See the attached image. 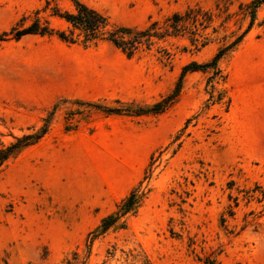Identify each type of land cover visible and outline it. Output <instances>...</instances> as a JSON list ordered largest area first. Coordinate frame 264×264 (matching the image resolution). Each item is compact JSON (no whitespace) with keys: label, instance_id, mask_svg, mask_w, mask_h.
<instances>
[{"label":"rangeland","instance_id":"obj_1","mask_svg":"<svg viewBox=\"0 0 264 264\" xmlns=\"http://www.w3.org/2000/svg\"><path fill=\"white\" fill-rule=\"evenodd\" d=\"M81 1L113 28L212 20L127 57L107 40H15L23 17L68 31L53 9L74 4L0 0V148L49 125L0 165V264H264V5L249 29L252 0ZM243 33L220 76L186 73L164 112H107L152 107ZM134 190L136 209L99 234Z\"/></svg>","mask_w":264,"mask_h":264},{"label":"trees","instance_id":"obj_2","mask_svg":"<svg viewBox=\"0 0 264 264\" xmlns=\"http://www.w3.org/2000/svg\"><path fill=\"white\" fill-rule=\"evenodd\" d=\"M74 4L73 11H62L60 8L55 7L54 16L64 20L68 25V31L55 30L50 24L37 17L31 24L25 25L26 17H23L9 32L12 38L20 40L24 36L29 35H53L56 34L60 40L74 44L80 37L83 38L85 44L97 43L100 40H107L111 42L116 48L120 49L127 57H132L137 52L140 46H151L154 38L161 39L169 35H178L181 31L186 29V23H191L193 26L204 25L212 20L209 12H203L201 8L188 9L184 14L175 13L169 20L166 28L158 27L157 22H153L149 27L144 29L132 28L127 26H118L113 28L110 24L109 17L99 10L90 7L81 0H72ZM264 5V0H252L247 5L250 14L249 29L254 25L256 20L257 9ZM246 33V32H245ZM245 33L241 34L233 42L228 43L221 47L211 61L199 64L191 62L186 65L181 73L178 83L174 90L167 95L162 101L156 103L150 108H139L138 110L128 109H109V113H121L123 111H136V114L153 113L158 114L168 109L178 98L183 79L188 72L198 70H211V79L220 76L221 70L218 67L219 61L229 52L233 51L243 40ZM197 39H194L196 42ZM222 76V75H221ZM49 130L47 123L35 133L25 134L16 138V141L9 146L0 148V165L4 164L9 159L18 155L25 148L40 141ZM141 194L138 190L132 191L121 204L118 206L116 212L108 215L103 219L99 229V234L105 233L108 229L114 226L126 214L136 209L140 201ZM66 264H73L70 260Z\"/></svg>","mask_w":264,"mask_h":264}]
</instances>
